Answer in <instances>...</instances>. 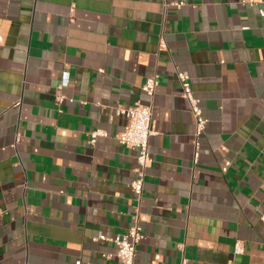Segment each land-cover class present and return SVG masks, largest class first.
<instances>
[{
    "label": "crops",
    "instance_id": "crops-1",
    "mask_svg": "<svg viewBox=\"0 0 264 264\" xmlns=\"http://www.w3.org/2000/svg\"><path fill=\"white\" fill-rule=\"evenodd\" d=\"M254 1L0 0V264H116L100 236L127 233L137 213L140 264H264ZM178 71L207 118L198 148ZM136 102L153 105L155 131L140 201L137 151L117 138L118 110Z\"/></svg>",
    "mask_w": 264,
    "mask_h": 264
},
{
    "label": "built area",
    "instance_id": "built-area-1",
    "mask_svg": "<svg viewBox=\"0 0 264 264\" xmlns=\"http://www.w3.org/2000/svg\"><path fill=\"white\" fill-rule=\"evenodd\" d=\"M183 2H172L169 5L181 7ZM257 6L258 13L261 17H264V0H255L253 2ZM163 41V39H162ZM164 42V41H163ZM177 76L181 84V96L189 103L191 113L193 114L196 122L195 137L197 148L199 146L200 137L203 134L207 118L204 115L203 108L201 106L200 99L196 96L192 84L190 75L186 71H178ZM158 86V75L153 74L149 76L142 86L143 92H145L150 99L155 96ZM67 96L61 91V87L57 92V103L60 105ZM21 101H18L16 105H20ZM127 118V124L124 129L118 133L117 138L119 142L131 149L137 151V167L135 168L136 176L132 179L130 185L134 191L138 201L141 200L144 190V183L146 177V170L148 164L153 159L150 150V138L155 134L152 128L153 121V105L143 104L136 102L129 107L120 108L118 110ZM103 134L100 130L92 133L91 142H95L98 135ZM264 222V215H262ZM145 234L143 227L140 223L139 213L136 214L135 223L130 227L127 233L118 234L115 237H107L106 235L100 236V239H111L117 245V263L116 264H140L136 261V255L138 245L144 239ZM180 249L184 250V243L180 244ZM244 246L238 241L235 245V253H243ZM186 263V259H183V264Z\"/></svg>",
    "mask_w": 264,
    "mask_h": 264
}]
</instances>
